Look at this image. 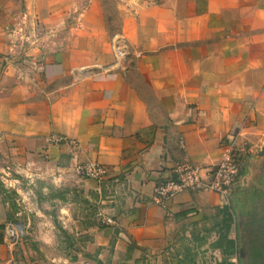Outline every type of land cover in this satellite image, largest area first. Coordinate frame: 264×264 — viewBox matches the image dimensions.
Here are the masks:
<instances>
[{
    "label": "crops",
    "instance_id": "crops-1",
    "mask_svg": "<svg viewBox=\"0 0 264 264\" xmlns=\"http://www.w3.org/2000/svg\"><path fill=\"white\" fill-rule=\"evenodd\" d=\"M226 150L244 168L230 205L203 190L156 203L178 165ZM0 156L55 206L16 217L0 194V264H53L55 221L76 252L114 233L148 247L177 223L207 255L193 263L264 264V0H0ZM9 220L31 243L7 244Z\"/></svg>",
    "mask_w": 264,
    "mask_h": 264
},
{
    "label": "rangeland",
    "instance_id": "rangeland-1",
    "mask_svg": "<svg viewBox=\"0 0 264 264\" xmlns=\"http://www.w3.org/2000/svg\"><path fill=\"white\" fill-rule=\"evenodd\" d=\"M10 161L12 157L10 156ZM242 172H244L243 163H242ZM81 177V176H80ZM82 178V177H81ZM85 178V177H83ZM88 179V178H85ZM244 180V179H243ZM243 181L238 187H242ZM238 187L232 193V197L238 191ZM22 192H26V195L30 196L28 199H25L22 195ZM35 189L30 184V182H23L19 176L14 174L12 168V161L10 163L4 162L3 156H0V194L5 200L7 207L15 213L14 216L24 215L28 210V202H37L36 207L43 205V208L46 206L45 198L46 194H42L38 190L37 194L34 193ZM50 195L55 197H60V191H53ZM227 204L221 201V204L224 206L230 205V200ZM60 200V199H59ZM49 208L46 209L54 210L55 206L51 203ZM231 211L233 210L230 206ZM33 215H36L33 212ZM53 216H55L53 214ZM38 217V216H35ZM99 218L97 216L96 220ZM13 219V216H12ZM11 219V220H12ZM8 223H14L10 222ZM100 227L107 228L104 220L101 218L97 221ZM232 226V224L230 223ZM55 228L58 232V246L59 250L56 252L49 253L51 259H54L53 264H191L194 261H202L204 257H207L206 254H200L197 250V246L202 244L198 240L195 242V252L191 253L189 249L188 239H184L181 236L177 237V223H174V226L169 228V234L163 235L162 238L153 241L151 246L139 245L138 242L133 241H124L117 233H114L109 237L107 244L100 246L99 250L94 252H76L74 246L77 245L78 240L74 236H70L66 233V230L58 225L55 221ZM232 228V227H231ZM64 229V230H63ZM24 230V229H23ZM32 237L27 233L24 234L21 241L23 245L26 243H31ZM80 242V241H79ZM86 243V241H84ZM33 244V243H32ZM231 250L234 249L233 240H230ZM197 245V246H196ZM80 255L81 262H77L78 255ZM195 255L193 258L192 255ZM210 258V257H209ZM212 260L215 259L214 256L211 257ZM210 260V262L212 261ZM217 261L214 260L213 264ZM193 264H196L193 263Z\"/></svg>",
    "mask_w": 264,
    "mask_h": 264
},
{
    "label": "built area",
    "instance_id": "built-area-1",
    "mask_svg": "<svg viewBox=\"0 0 264 264\" xmlns=\"http://www.w3.org/2000/svg\"><path fill=\"white\" fill-rule=\"evenodd\" d=\"M48 141L54 144H62L68 140L51 135ZM73 145L75 144L73 143ZM74 171L78 176L90 179H100L105 173L97 163H78ZM243 179L241 157L233 151L226 150L216 165L206 167L186 163L178 165L173 177L155 185L153 197L158 205L164 206L182 192L203 190L218 194L221 201L227 204L233 195L232 193L238 184L240 186ZM105 222L107 224L112 223L110 219H106ZM23 229L18 224L8 223L5 230L7 244L15 245L21 241L25 234Z\"/></svg>",
    "mask_w": 264,
    "mask_h": 264
}]
</instances>
